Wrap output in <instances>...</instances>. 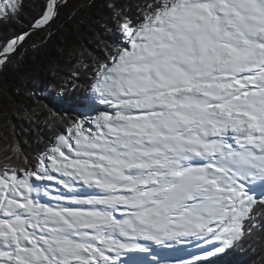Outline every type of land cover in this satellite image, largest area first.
I'll list each match as a JSON object with an SVG mask.
<instances>
[{"label": "snow or ice", "instance_id": "6c2138e0", "mask_svg": "<svg viewBox=\"0 0 264 264\" xmlns=\"http://www.w3.org/2000/svg\"><path fill=\"white\" fill-rule=\"evenodd\" d=\"M70 6L26 22L24 0L0 3V26L24 29L0 41V72ZM110 7L104 54L46 105L31 94L32 144L5 133L0 264H217L264 233V0Z\"/></svg>", "mask_w": 264, "mask_h": 264}, {"label": "trees", "instance_id": "16d2710c", "mask_svg": "<svg viewBox=\"0 0 264 264\" xmlns=\"http://www.w3.org/2000/svg\"><path fill=\"white\" fill-rule=\"evenodd\" d=\"M42 2L43 0H24L22 19L31 22L37 11L35 5ZM92 2L93 6L86 9L81 7L82 0H71V6L62 9L48 42L38 51H26L19 67L13 65L7 71L0 72V149L7 142L5 133L10 132L13 125L18 138L32 144L35 137L28 131L30 125L26 117L30 110H39L34 103L37 97L31 94L37 93L41 104L46 105V89L51 84H62L69 73L90 61L92 56L103 55L104 49L115 39L111 30L113 10L110 5L134 3V0ZM23 30L18 23L9 25L7 29L0 26V41ZM80 70L83 71L82 68ZM50 90L58 93L61 91L60 88ZM17 108L20 109L19 112L16 111ZM8 109L11 111H7ZM217 264H264V233L254 236L243 249L218 260Z\"/></svg>", "mask_w": 264, "mask_h": 264}, {"label": "rangeland", "instance_id": "374dc122", "mask_svg": "<svg viewBox=\"0 0 264 264\" xmlns=\"http://www.w3.org/2000/svg\"><path fill=\"white\" fill-rule=\"evenodd\" d=\"M4 2V0H0V3H3Z\"/></svg>", "mask_w": 264, "mask_h": 264}]
</instances>
